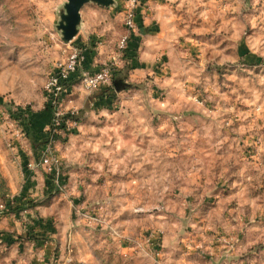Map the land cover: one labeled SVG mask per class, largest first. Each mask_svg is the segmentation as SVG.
Instances as JSON below:
<instances>
[{
  "label": "rangeland",
  "instance_id": "obj_1",
  "mask_svg": "<svg viewBox=\"0 0 264 264\" xmlns=\"http://www.w3.org/2000/svg\"><path fill=\"white\" fill-rule=\"evenodd\" d=\"M130 1L108 19L123 69L82 117L66 105L79 128L31 195L26 121L75 49L58 30L68 0H0V103L29 110L0 131V218L17 223L0 264H264V0H160L173 21L136 65L118 47Z\"/></svg>",
  "mask_w": 264,
  "mask_h": 264
},
{
  "label": "crops",
  "instance_id": "obj_2",
  "mask_svg": "<svg viewBox=\"0 0 264 264\" xmlns=\"http://www.w3.org/2000/svg\"><path fill=\"white\" fill-rule=\"evenodd\" d=\"M141 2L142 4L140 3L136 7L135 22L137 30L134 32L128 44V50L125 53V60H130L132 65L139 64L143 60L149 58L148 53L152 56L154 50L158 53L159 50L163 48V38L165 37L163 30L165 27H168V25L170 26V23L173 21V17L165 10L163 5H161L160 0H141ZM115 5L116 4L110 8H103L96 4H87L81 10V23L78 27L79 33L72 43L75 48L82 51L83 61L79 72L72 76L68 84V102L66 103L68 109L75 108L80 110V117L85 114L88 104L90 105L93 101L103 98L102 96H106L109 92L108 88L95 92H84L80 85V74L84 71H95L99 69L100 65L108 63L115 58V47L117 44L116 41L119 39V36H117L119 32L117 28L115 31L111 29L114 23L108 20L109 18L112 20V17L116 20L115 12H118V10H116ZM103 14L105 15V19L102 16ZM118 16L121 17V15ZM157 31L159 33H157ZM136 49L137 52L135 53ZM123 62L124 61L121 60L118 67H120ZM121 69H123L122 66L117 70L118 73H116V75L120 74ZM114 77L116 76L114 75ZM51 122L52 112L49 108L32 111L29 115L27 124L29 134L33 140L31 151H34L35 161H37L39 155V148L46 140L47 131L50 128ZM30 155L31 154H26L24 156L26 164L32 161ZM29 173L31 175L35 173V175H32L30 178L28 176L26 177L29 184V187H27V189L29 188L27 194L31 193V195H34L35 190H37L39 186L36 183L44 181L41 177L43 173L39 172V170L31 169ZM33 177H36L38 182H31ZM16 224V221L12 218H0V231L3 229L14 230V228L17 227ZM64 227L67 228V224H65ZM64 227L60 224V226L56 225L52 227V225H50L38 228L37 235L40 237L39 246L47 247L48 242L45 240L48 238L53 239V237H60ZM54 242H56V240H54ZM50 258V255L46 257L48 260H50Z\"/></svg>",
  "mask_w": 264,
  "mask_h": 264
},
{
  "label": "built area",
  "instance_id": "obj_3",
  "mask_svg": "<svg viewBox=\"0 0 264 264\" xmlns=\"http://www.w3.org/2000/svg\"><path fill=\"white\" fill-rule=\"evenodd\" d=\"M142 3L141 0H131L126 12L125 25L128 30L122 36L119 43V51L122 57L128 50V44L132 39L134 32L137 30L135 22L136 7ZM119 54L111 62L105 63L95 71H84L80 74V84L87 92H95L112 85L116 68L119 64ZM83 57L80 49H73V52L63 61L60 62L54 71L48 76L44 86V92L47 99L48 108L52 112V122L44 144L39 148L37 161L28 163L31 170L40 168L46 171H52L58 161L57 142L66 139L79 128V122L75 118V112L67 110L66 99L68 96V84L74 74L78 73L82 65ZM5 104L0 103V106ZM0 109V131H3L4 125L9 121L15 127L26 120V113L23 108ZM14 115V117L12 116ZM27 123V121H26ZM13 136H18L14 133ZM8 211V204H0V214Z\"/></svg>",
  "mask_w": 264,
  "mask_h": 264
},
{
  "label": "water",
  "instance_id": "obj_4",
  "mask_svg": "<svg viewBox=\"0 0 264 264\" xmlns=\"http://www.w3.org/2000/svg\"><path fill=\"white\" fill-rule=\"evenodd\" d=\"M87 4H96L103 8H110L115 0H68L65 5V12L62 14L58 30L62 32L65 43L72 42L79 33L81 23V10ZM117 86V82L114 83Z\"/></svg>",
  "mask_w": 264,
  "mask_h": 264
},
{
  "label": "trees",
  "instance_id": "obj_5",
  "mask_svg": "<svg viewBox=\"0 0 264 264\" xmlns=\"http://www.w3.org/2000/svg\"><path fill=\"white\" fill-rule=\"evenodd\" d=\"M114 79H115V77H114ZM114 79H113V80H114ZM12 116L14 117V115H13V114H12ZM75 132H76V131H74L73 133H75ZM45 141H46V140H45Z\"/></svg>",
  "mask_w": 264,
  "mask_h": 264
}]
</instances>
